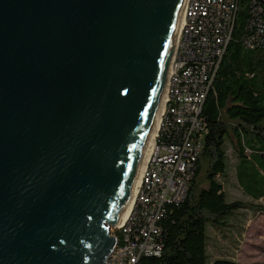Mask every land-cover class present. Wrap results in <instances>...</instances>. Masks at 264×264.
Segmentation results:
<instances>
[{
	"label": "water",
	"instance_id": "95a60500",
	"mask_svg": "<svg viewBox=\"0 0 264 264\" xmlns=\"http://www.w3.org/2000/svg\"><path fill=\"white\" fill-rule=\"evenodd\" d=\"M183 4L0 0V264H108Z\"/></svg>",
	"mask_w": 264,
	"mask_h": 264
},
{
	"label": "trees",
	"instance_id": "16d2710c",
	"mask_svg": "<svg viewBox=\"0 0 264 264\" xmlns=\"http://www.w3.org/2000/svg\"><path fill=\"white\" fill-rule=\"evenodd\" d=\"M255 1L238 0L232 38L203 106L207 124L196 170L186 198L168 206L160 225L163 250L140 257L136 264H244L210 252L211 229L223 236L242 227L250 210L264 213V43L244 44ZM245 200L230 198L231 160ZM120 238V233H116Z\"/></svg>",
	"mask_w": 264,
	"mask_h": 264
},
{
	"label": "built area",
	"instance_id": "2783aa9c",
	"mask_svg": "<svg viewBox=\"0 0 264 264\" xmlns=\"http://www.w3.org/2000/svg\"><path fill=\"white\" fill-rule=\"evenodd\" d=\"M238 0H186L167 93L154 144L141 177L134 205L116 233L120 238L108 264H136L140 257L163 250L161 220L168 206L185 199L207 124L202 116L220 63L232 38ZM244 44L264 43V8L251 4Z\"/></svg>",
	"mask_w": 264,
	"mask_h": 264
},
{
	"label": "rangeland",
	"instance_id": "374dc122",
	"mask_svg": "<svg viewBox=\"0 0 264 264\" xmlns=\"http://www.w3.org/2000/svg\"><path fill=\"white\" fill-rule=\"evenodd\" d=\"M230 176L225 189L230 198L245 200L243 191L238 187L235 176V160H231ZM264 204V197L260 200ZM242 227L228 231L225 236L211 229L213 240L210 252L214 256H228L244 264H264V213L246 212ZM116 234V228L112 230Z\"/></svg>",
	"mask_w": 264,
	"mask_h": 264
},
{
	"label": "bare ground",
	"instance_id": "6f19581e",
	"mask_svg": "<svg viewBox=\"0 0 264 264\" xmlns=\"http://www.w3.org/2000/svg\"><path fill=\"white\" fill-rule=\"evenodd\" d=\"M184 2H185V0H184ZM183 20H184V9L182 8V10L180 12L179 19H178V24H177L172 48L170 50V55H169V58H168V61L166 64L165 73H164V77H163V83H162V87H161V92L158 96V101L156 104L154 119L152 122V126L150 128V131H149V136H148L147 142L143 148V151L141 153L140 160H139V163H138V166H137V169L135 172V176L133 179V184H132L128 199L125 203L124 209L122 211L120 220H119L116 228L121 227L126 222L128 216L131 212V209H132L134 202H135V199H136L138 189L140 187L143 170L145 168L146 162L149 158V155L151 153V150H152V147L154 144V139H155V136H156L159 124H160L161 115H162L163 106H164V100H165V96L167 93L171 63H172L173 55H174V52H175V49L177 47V43L179 40L180 31H181V28L183 26ZM197 159H198V156H193V165H196ZM186 196H187V193H185V198H186Z\"/></svg>",
	"mask_w": 264,
	"mask_h": 264
}]
</instances>
